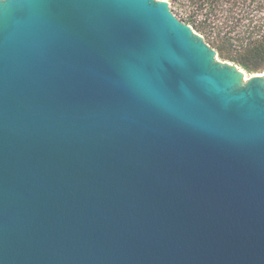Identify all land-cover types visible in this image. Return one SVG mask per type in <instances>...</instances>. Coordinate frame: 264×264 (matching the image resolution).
<instances>
[{
  "label": "water",
  "instance_id": "water-1",
  "mask_svg": "<svg viewBox=\"0 0 264 264\" xmlns=\"http://www.w3.org/2000/svg\"><path fill=\"white\" fill-rule=\"evenodd\" d=\"M0 264H264V73L166 1L0 0Z\"/></svg>",
  "mask_w": 264,
  "mask_h": 264
},
{
  "label": "rangeland",
  "instance_id": "rangeland-1",
  "mask_svg": "<svg viewBox=\"0 0 264 264\" xmlns=\"http://www.w3.org/2000/svg\"><path fill=\"white\" fill-rule=\"evenodd\" d=\"M156 1H166L172 14L181 22L187 17H191L195 24L203 23L205 31L211 33L210 37L207 34L200 35L192 30L201 36L212 49H214L212 41L216 35H219V38L229 37L238 41L239 38L246 37L250 33H264V0ZM247 42L244 40L243 44ZM216 58L219 61L236 65L247 77L264 73V66L253 73H249L235 62L219 57L217 52Z\"/></svg>",
  "mask_w": 264,
  "mask_h": 264
},
{
  "label": "trees",
  "instance_id": "trees-1",
  "mask_svg": "<svg viewBox=\"0 0 264 264\" xmlns=\"http://www.w3.org/2000/svg\"><path fill=\"white\" fill-rule=\"evenodd\" d=\"M183 22L190 25L200 35L207 34L210 37L211 33L205 31L203 23L195 24L191 17H187ZM234 40L229 37L219 38V35H216L212 41L214 45L212 47L219 57L235 62L249 73H253L264 66V33H250L246 37L239 38L238 41ZM244 40L248 42L243 44Z\"/></svg>",
  "mask_w": 264,
  "mask_h": 264
}]
</instances>
